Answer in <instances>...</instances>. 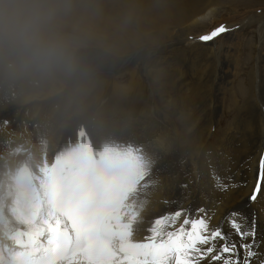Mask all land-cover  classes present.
Returning <instances> with one entry per match:
<instances>
[{
  "label": "bare ground",
  "instance_id": "obj_1",
  "mask_svg": "<svg viewBox=\"0 0 264 264\" xmlns=\"http://www.w3.org/2000/svg\"><path fill=\"white\" fill-rule=\"evenodd\" d=\"M239 2L20 0L15 17L0 18V245L16 228L36 231L58 222L75 239L69 259L59 264H91L83 246L93 219L82 217L81 168L109 178L101 183L102 197L120 200L124 183L134 187L106 221L117 238L127 229L139 240L163 219L180 225L200 216L214 227L232 209L254 213L258 231L264 228V198L248 201L264 147V109L244 112L250 145L241 143L238 128L225 123L220 110L168 109L175 99L192 103L209 83L217 98L228 83L233 63L222 54L229 52L223 43L230 36L205 42L192 35L226 22L215 15ZM246 4V13L261 10L252 23L262 39L264 1ZM136 64L139 71L120 75L129 79L117 101L122 87L110 91L108 84ZM250 84L253 92L251 75ZM165 86L175 91L171 103ZM76 93H89L93 109H69ZM244 148L250 154L241 160ZM47 168L40 189L26 172L37 177ZM217 176L230 185L226 191Z\"/></svg>",
  "mask_w": 264,
  "mask_h": 264
},
{
  "label": "snow or ice",
  "instance_id": "obj_2",
  "mask_svg": "<svg viewBox=\"0 0 264 264\" xmlns=\"http://www.w3.org/2000/svg\"><path fill=\"white\" fill-rule=\"evenodd\" d=\"M231 30L221 24L199 39L212 41ZM217 179L222 190L230 187L223 178ZM258 197L264 198V155L248 201ZM88 251L91 264H264V228L258 231L254 213L232 209L214 227L200 216L180 225L175 220H157L139 240H133L126 229L117 241L98 240Z\"/></svg>",
  "mask_w": 264,
  "mask_h": 264
},
{
  "label": "rangeland",
  "instance_id": "obj_3",
  "mask_svg": "<svg viewBox=\"0 0 264 264\" xmlns=\"http://www.w3.org/2000/svg\"><path fill=\"white\" fill-rule=\"evenodd\" d=\"M238 1H240L241 4L240 2L237 3V4H240L239 6L236 7L237 9L234 8L232 10L231 7H229L228 5V6H225L224 9H222L219 13L215 15V19L217 21L218 19H223V21H226V22H223V25L227 27L231 25V27L230 28L228 27V28L232 30L224 33L225 35L227 34L228 36H230L231 39L223 43L224 44L223 47L229 48V52L222 54V59L223 61H225V63L227 62L229 63L230 61L233 63V65L228 70V73H229L228 83L223 84L225 88L223 86L221 87V90L217 94V98L211 95L212 94L211 92H213L214 90V88L212 87L214 86L211 83L208 84L207 80L206 82L208 86L204 88L205 92L203 93V95L200 97H196L193 100V102L189 104H183L180 100L175 99L174 98L175 91H170L169 88H166V86L163 89L165 93H168L169 98H170L168 101L170 103L175 99L174 100L175 103L172 106H170L168 109H184L185 108V109L220 110L221 114H223L222 116L224 118L223 120H225V123H228V122L231 123L233 121V127L238 128L237 134L239 135V138L241 136V143L245 141L247 142L248 145H250L251 137L248 132L249 129L245 128L246 122L244 121L246 119V116L244 115V112L245 111L249 112L250 113L249 116H251L252 113L257 112V109H259V107L264 109V98L262 96V92L264 93V76L262 78L263 80L262 92L260 89L261 82H260V77H259L260 70H262V68L264 67V54H263L264 36L261 39V36H259V32L257 31L258 25L256 23H252L253 20L256 18L255 17L256 15L257 17L261 15V12H260L261 10L259 9L252 13H246L247 10L251 9L250 8L251 6L249 7V5L246 4L250 0H238ZM261 1H264V0H261ZM220 16H222V18H220ZM227 20L229 21V23ZM230 20H232V22L235 20L236 22L234 21L233 22L234 24H233L232 22H230ZM209 21L210 20H208V22ZM212 22H213V19H212ZM216 27L217 26L215 27L209 26V28L206 29V31H200V28H197L196 32L192 35V37L198 40L201 35H205L207 31L210 33ZM262 34L264 35V29H263ZM229 44L230 46L227 47V45ZM217 48H218V45L211 46V49L213 50H216ZM51 54L54 56L59 55V53H56V52H51ZM45 55H50V53L45 54ZM139 66L140 64H136L130 67L129 69L120 71L119 73H117V75L114 76V78L116 79H114L112 82H110V84H108L109 86L108 90H110L113 85H116V86L118 85L117 87H122V91L120 92V94H115V98L117 101L122 99L120 95L124 93V89H125L124 87L128 86L127 80L129 79L127 77H126L127 79L126 78L119 79L120 75L125 74L126 76H128L133 72V70L139 71ZM250 75L252 76L253 84H254L253 92H252V85L250 84ZM263 75H264V72H263ZM226 84L228 85L226 86ZM240 86L242 87L244 86L246 88V94L243 95V93H240V88H241ZM209 87L212 88V91L208 93ZM216 91L217 89L215 88L214 90L215 94H216ZM79 93L75 94V97L72 100L71 106H69V109L71 108L72 109H93L91 108V104H89V102L92 101V97L89 95V93L87 94L89 96L87 95L82 96V94H79ZM209 96H212V97H210L209 99ZM77 98H80V99H77ZM207 98L209 100H211L212 98V102L209 103ZM205 99L207 100V103L205 102ZM139 100L140 99L136 100V102H139ZM83 104H85V106ZM246 104L249 105L250 109H245ZM257 104H258V108H257ZM64 105H66V102ZM64 109H67V107L65 106ZM136 109H139V108H136ZM255 121H257V116H255ZM244 133L245 135L247 134L249 135L244 138L243 137ZM263 142H264V135H263ZM246 149L247 148H244V152H242L239 155L241 160H243L245 157L249 156L250 154V151ZM262 155H264V147L262 149L260 158ZM259 160H258L257 174L255 177V180L259 176ZM223 171H224V168H223ZM248 178L246 177L247 180Z\"/></svg>",
  "mask_w": 264,
  "mask_h": 264
},
{
  "label": "clouds",
  "instance_id": "obj_4",
  "mask_svg": "<svg viewBox=\"0 0 264 264\" xmlns=\"http://www.w3.org/2000/svg\"><path fill=\"white\" fill-rule=\"evenodd\" d=\"M20 0H0V18H12L17 15Z\"/></svg>",
  "mask_w": 264,
  "mask_h": 264
}]
</instances>
